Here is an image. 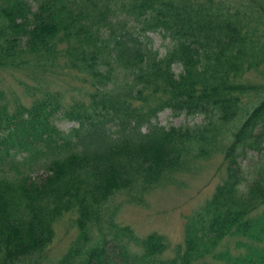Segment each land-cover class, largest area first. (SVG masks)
Masks as SVG:
<instances>
[{
  "label": "trees",
  "instance_id": "1",
  "mask_svg": "<svg viewBox=\"0 0 264 264\" xmlns=\"http://www.w3.org/2000/svg\"><path fill=\"white\" fill-rule=\"evenodd\" d=\"M261 25L264 0H0L1 69L88 84L23 83L28 104L0 89V264H42L67 213L58 264H264V83L245 79L264 76ZM166 109L203 119L163 125ZM214 152L225 177L171 256L164 234L117 221L118 195L141 203ZM233 237L239 251L217 250Z\"/></svg>",
  "mask_w": 264,
  "mask_h": 264
},
{
  "label": "rangeland",
  "instance_id": "2",
  "mask_svg": "<svg viewBox=\"0 0 264 264\" xmlns=\"http://www.w3.org/2000/svg\"><path fill=\"white\" fill-rule=\"evenodd\" d=\"M260 28L264 29V26L261 25ZM151 36L154 47L162 53L165 52L168 39L160 33H151ZM33 75H35V79L29 78L20 69L0 68V89L6 91L11 103L16 101L28 104L34 96L26 92L22 87L23 83L29 85L31 90H35L37 93L46 88L61 92L67 91L69 94L73 92L76 96H80L78 93L80 87L84 86L83 91L88 87L82 77L75 72H63L57 75L47 73L42 77L40 71H34ZM246 78L264 83V76L255 71L246 73ZM38 83L43 85L39 86ZM202 119V115H174L169 109L161 111L157 117L160 124L176 126L201 122ZM59 125L63 129H67L72 125V122L60 121ZM248 160L246 159L245 162ZM225 172V162L220 153L214 152L204 158L200 157L194 171L179 173L175 175L176 182L151 189L143 196L141 203H121L122 196L118 195L115 199L116 203H120L116 215L117 221L122 225H130L135 234L141 237L153 231L164 234L170 246L163 258L171 256L173 247L183 241V226L186 216L192 214L205 202L215 186L224 179ZM74 217L72 213H67L55 223V237L42 264H58V259L76 235ZM236 239L237 237H233L224 241L217 250L224 251L229 248L232 253L239 251L240 249L236 248L234 244Z\"/></svg>",
  "mask_w": 264,
  "mask_h": 264
}]
</instances>
